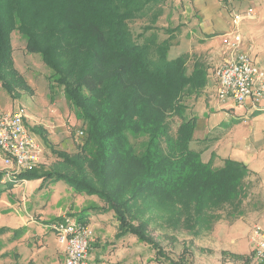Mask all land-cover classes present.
I'll list each match as a JSON object with an SVG mask.
<instances>
[{"label":"trees","instance_id":"trees-1","mask_svg":"<svg viewBox=\"0 0 264 264\" xmlns=\"http://www.w3.org/2000/svg\"><path fill=\"white\" fill-rule=\"evenodd\" d=\"M165 3L0 0L1 87L14 95L6 73L13 79L19 74L11 44L16 27L86 129L80 153L60 152L57 171L22 173L16 182L63 181L97 196L103 207L80 218L112 213L122 231L157 219L162 227L211 230L246 215L247 185L251 179L261 184V178L231 159L218 167L204 163L203 150L190 147L195 124L182 123L185 100L205 88L207 69L200 61L190 69L188 55L168 59L182 25L158 26ZM133 233L147 243L142 231Z\"/></svg>","mask_w":264,"mask_h":264},{"label":"rangeland","instance_id":"rangeland-1","mask_svg":"<svg viewBox=\"0 0 264 264\" xmlns=\"http://www.w3.org/2000/svg\"><path fill=\"white\" fill-rule=\"evenodd\" d=\"M179 1L166 0L164 14L158 24L160 28L185 26L181 24L182 19H179V10L173 7ZM183 9L185 10L184 7ZM183 33L182 29L178 44L170 49L168 59L175 60L188 55L189 68L192 69L196 61H202L201 58L196 60L197 57L191 54L193 49L185 35L182 37ZM11 44L13 67L19 74L13 79L10 72L6 73V79L12 84L13 96L0 85V113L24 110L27 125L43 147L44 154L40 165L23 173L34 172L45 175L50 171L58 170L61 161L60 152L70 155L80 153L85 143L86 129L80 120V115L68 102L63 89L52 78L51 70L44 64L40 55L28 52L27 38L16 27L11 31ZM193 45L196 46L197 43ZM18 79L23 80L25 85L20 86L21 81ZM206 85L207 87L205 86L201 92L185 100L187 109L182 123L193 119L192 124H195V128L191 149L203 150L201 160L204 163L209 160L206 157L212 155L211 162L217 166L222 164V160L216 158L218 153H221V149L218 150L219 147L214 145L232 146L233 140L236 141L238 135L249 127V124L236 121L235 118L243 116L245 110L239 108L233 101H228L227 106L219 114H214L215 110L211 108L213 103L218 102L216 82L210 81ZM225 113H229L230 116L227 117ZM197 140L201 144H198ZM204 146L211 147L205 150ZM211 148L213 152L210 151ZM78 162L81 164L80 161ZM13 173L12 169L0 168V264H31L29 258L37 253L39 255H35V262L32 264H46L48 259V263L51 259L55 262L58 241L52 231L43 227H51L58 221L52 222L57 214L54 201L56 194L63 192L66 195L63 197L64 202L67 198L73 200V195L66 194L65 191H68L69 187L65 182L60 181L50 189L43 188L37 192L32 198V203L26 208L27 201L18 200L17 197L24 198L23 195H27L31 181L16 182L19 175H12ZM37 180H40L41 184L44 182L42 179ZM9 184L13 186L10 187ZM43 186H47V183ZM71 189L74 191L73 188ZM247 192L250 197L246 203L244 217L255 220L252 227H216L219 223L233 224L223 220L211 230L197 228L189 231L186 227H162L161 221L157 219L150 221L146 227H127L122 231L113 216L112 224L115 222L119 226L108 227L101 248H93L94 244H92L95 251L92 254L91 250L90 261L92 264H260L255 259L251 234L256 226L264 230L262 222H257L264 211V185L260 183L256 185L251 179L247 185ZM83 196L93 195L83 192ZM95 198L101 204L92 207H103L99 197L95 196ZM72 200L67 201L68 205ZM16 202L18 204L14 209L9 207L8 204ZM67 216L74 217L75 213ZM24 220L27 221L28 226L23 223ZM43 224L45 225L42 226ZM137 229L143 232L147 243L138 240L135 236L133 230ZM93 231L96 235L94 228ZM29 234L36 236L30 237ZM45 242L47 248L41 250ZM100 251L103 253L100 255L101 258Z\"/></svg>","mask_w":264,"mask_h":264},{"label":"crops","instance_id":"crops-1","mask_svg":"<svg viewBox=\"0 0 264 264\" xmlns=\"http://www.w3.org/2000/svg\"><path fill=\"white\" fill-rule=\"evenodd\" d=\"M176 4L177 5H173V7L179 10V19H182L181 24L185 25L182 28L184 32L182 37L185 35L184 37L189 40V45L193 49L191 54L197 57L196 60L201 58L200 60L206 66L208 83L210 81H215V69L222 63L231 60L237 53L248 54L252 63L264 73V0H244L241 2L229 0H180ZM250 9L253 10V15L247 17V12ZM237 16H239L240 21L235 25L233 19ZM237 36L241 38L240 44H237L235 41ZM194 43H197V45H193ZM214 102L216 101L214 100ZM227 103L228 102L221 103L218 101L213 103V108L211 109L215 110L214 114H219V112L227 106ZM239 108L244 109L245 113L243 116L235 118L236 121H243L244 124L248 123L249 127L238 135L236 141L233 140L232 146L228 145L226 147L224 144L222 146L215 144L214 146H217V148L219 147L218 150L221 149V153H218L216 158L222 161L224 159H231L243 163L252 173L261 178V184L264 185V112L253 110L250 104ZM225 115H227V117L230 116L229 113H225ZM191 118H197V116H191ZM219 128L220 127H218V129ZM215 133H217V131H215ZM197 141L199 144V140ZM211 146H204L203 148L207 150ZM210 151L213 152V148H211ZM206 159H209L207 161L208 163L211 162L212 155L211 157L207 156ZM218 166H221V164L216 167ZM0 168H4V166L0 164ZM55 183L57 182L47 184V186L44 187L40 180L31 181L29 182L30 187L27 195L22 194L24 198L19 196L17 199H25L27 201V208V206L32 203V198L37 192L43 188L50 189ZM65 192L66 194H72L73 200L67 198L64 202L65 199L63 200V197L66 195L63 192L56 194L54 201L57 214L52 222L74 213V217L81 219L80 217L83 215V211L91 209L92 206H99L101 204L95 196L84 197L83 193H77L70 187L69 190ZM67 197L69 196L67 195ZM68 200H72L69 205V202H67ZM17 202L8 205L10 208L14 209L15 205L18 204ZM261 215L262 217L257 219V222H262L264 225V211ZM84 220L95 229L96 235L93 240V248L96 249L101 248V244H103L102 240L105 233L108 231V227L119 226L117 225L118 223L115 224V222L112 224L113 215L111 213L88 212ZM52 222L45 223L49 224ZM254 222L255 220H252V218L243 216L233 224L219 223L216 227H252ZM23 223L28 226L26 220H24ZM44 225L45 224L42 226ZM43 228L54 233L50 227L44 226ZM29 236L33 237L36 235L29 234ZM44 248H47L46 242L41 250ZM93 248L92 254L93 251H95ZM101 252L102 251L99 252V257L103 254ZM56 253V261L52 262L53 260L51 259L52 261L50 260L48 263V259L46 264H65V254L59 244L58 250L56 248ZM35 255L39 254L37 253ZM35 255L29 258L31 264L35 262Z\"/></svg>","mask_w":264,"mask_h":264},{"label":"built area","instance_id":"built-area-1","mask_svg":"<svg viewBox=\"0 0 264 264\" xmlns=\"http://www.w3.org/2000/svg\"><path fill=\"white\" fill-rule=\"evenodd\" d=\"M244 1V0H229ZM253 10L247 12V17ZM239 16L233 19L237 25ZM240 44L241 38L235 39ZM237 46V45H235ZM218 101H233L239 107L251 105L257 112H264V73L256 67L248 54L237 53L214 71ZM24 110L0 113V164L20 175L41 164L43 148L35 139ZM65 254V264H92L90 253L95 237L88 222L77 217L64 216L50 227ZM255 259L264 264V230L256 226L251 234Z\"/></svg>","mask_w":264,"mask_h":264}]
</instances>
